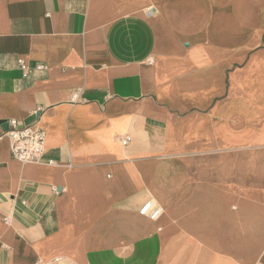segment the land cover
Returning a JSON list of instances; mask_svg holds the SVG:
<instances>
[{
	"label": "crops",
	"instance_id": "1",
	"mask_svg": "<svg viewBox=\"0 0 264 264\" xmlns=\"http://www.w3.org/2000/svg\"><path fill=\"white\" fill-rule=\"evenodd\" d=\"M11 119L0 264H264V0H0Z\"/></svg>",
	"mask_w": 264,
	"mask_h": 264
},
{
	"label": "built area",
	"instance_id": "2",
	"mask_svg": "<svg viewBox=\"0 0 264 264\" xmlns=\"http://www.w3.org/2000/svg\"><path fill=\"white\" fill-rule=\"evenodd\" d=\"M18 68L26 74L46 69L40 64L30 67L22 60L18 61ZM75 98L77 94L73 95V99ZM2 139H7L12 158L21 164L52 165L54 163L53 160L45 157V135L36 124L25 125L14 119L7 120V129L0 134V140ZM130 140V136H123L119 139L123 146ZM159 213V209L153 208L151 203H147L140 210L142 215L149 214L150 219L157 218Z\"/></svg>",
	"mask_w": 264,
	"mask_h": 264
}]
</instances>
